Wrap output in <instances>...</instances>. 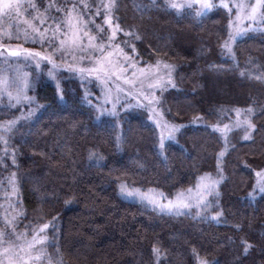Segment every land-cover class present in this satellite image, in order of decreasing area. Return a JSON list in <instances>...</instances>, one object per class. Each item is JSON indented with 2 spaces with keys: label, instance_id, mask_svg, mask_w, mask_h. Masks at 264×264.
<instances>
[{
  "label": "trees",
  "instance_id": "1",
  "mask_svg": "<svg viewBox=\"0 0 264 264\" xmlns=\"http://www.w3.org/2000/svg\"><path fill=\"white\" fill-rule=\"evenodd\" d=\"M40 1L43 12L48 0ZM117 3V22L140 37L135 43L138 60L174 66L177 87L164 92L163 102L167 119L183 127L177 141L169 142L161 154L158 131L143 113L97 120L94 110L82 106L76 81L62 80L63 100L52 82L34 76L31 94L41 110L8 137L7 148L15 150L16 163L12 157L6 168L0 163V228L10 233L1 225L6 223L3 194L15 173L21 211L15 231L23 233L38 222L54 224L57 233L49 235L56 246L47 251L62 257L63 264H155L154 246L162 249L160 264H199L201 258L214 264H264L259 245L249 256L242 254L241 246L243 238L264 241V194L248 198L255 172L264 167V134L253 133L255 145L233 136L223 158L225 179L219 195L209 197L223 209L220 223L161 214L123 199L118 189L126 180L175 196L198 176L215 175L224 141L211 126L221 118V109L255 107L252 119L258 129L264 127V83L256 79L264 73V33L237 41L233 59L222 47L230 21L223 9L198 19L188 10L176 12L166 0ZM3 42L15 41L4 37ZM12 116L0 114V122ZM198 117L204 125L193 124ZM91 151L104 159H89ZM69 191L76 195L65 203Z\"/></svg>",
  "mask_w": 264,
  "mask_h": 264
},
{
  "label": "snow or ice",
  "instance_id": "2",
  "mask_svg": "<svg viewBox=\"0 0 264 264\" xmlns=\"http://www.w3.org/2000/svg\"><path fill=\"white\" fill-rule=\"evenodd\" d=\"M155 2L156 0H153V4ZM196 5H198V8L195 7ZM167 6L172 9L193 8L195 15L202 17L214 9L216 4L213 0H188L186 4L182 5L174 2V0H168ZM220 6L229 8V11H231L230 6L223 3V0H221ZM19 7L18 3L13 4L10 0L9 2L0 0V12L13 8L19 10ZM30 7L36 10L37 15L34 19H39L40 25L46 26L41 29V27L34 24L30 25L31 31L24 30L23 39L25 43L40 44L42 50L24 47L22 44L13 47L11 44L0 42V56L6 58L16 57L17 62L19 58H23L25 61H33L37 69L41 68V65L45 63L51 65L48 70V76L52 79H57L58 70L62 69L78 77L82 83H98L101 87L103 101L97 105L101 116L105 112L109 116L118 115L117 105L120 100V94H123L127 103L121 104L120 107L147 109L150 113L149 118L153 119L157 127L161 129L159 147L161 154H163L165 140H174L175 133L182 127L181 125L169 124L157 118L160 115L158 111L160 100L156 95V90L163 92L169 87H177L172 75L174 66L166 62L162 63L160 60H157L155 64H140L125 52L124 48L121 47L122 43L125 46H130L133 52H135V45L131 41L117 42V33L123 32L125 36L133 39H139L140 37L130 30L122 28L120 23H114V14L119 7L117 0H107V2L99 0V3H83L82 6L76 3L69 5L67 2L56 4L50 0L43 12H41L40 6L35 3L31 4ZM236 7L240 9L244 6L237 4ZM247 7L250 11H246L245 14L251 19L256 18L258 10H262L260 14L264 15V0H255V4H249ZM53 9L55 14L50 11ZM85 16H88L89 19H84ZM98 16H103L104 23L111 29L110 34L105 31L102 24L95 23L94 17ZM237 16L239 17V12H237ZM48 21H51V23H48ZM93 24L95 28L90 27ZM241 32L242 30L237 28L235 32L229 34L228 39L222 45L226 52L233 56V59H235V54L232 43L241 35ZM7 35L11 39L12 34L8 33ZM16 38L19 39L20 37L17 36ZM48 49H51V51H48ZM248 63L253 64V61L249 59ZM161 65L165 70L163 74L160 71ZM248 74L250 75L251 72L249 71ZM241 75H245V73L242 72ZM256 79L264 83V73L257 76ZM0 83H3V81L0 80ZM14 86L15 95L11 91L7 92L9 103L15 101V104L20 105L27 101L29 108L26 119L35 116L41 106L37 104L35 109L31 107L34 101L27 94L29 81L22 79L19 83L14 82ZM5 91V88H0V97L3 96ZM86 95H90V93H86ZM61 96H63V92H61ZM129 97L135 100L134 104L131 100H128ZM108 104H111V108L106 107ZM223 111L224 109H221V112ZM234 111L237 116L234 126L243 128L242 139L251 141L252 145H255L256 136L253 133L264 134V127L258 129L252 119L255 115V107L246 109L235 108ZM260 111L264 113V108H261ZM242 113L244 114V119H240ZM36 119L39 120L40 117L37 116ZM197 119L203 118L198 117ZM16 124L17 120L15 119L7 121L3 132L10 133ZM211 127L213 131L220 132L224 139L227 140V133L231 131L232 126L224 124L221 127L217 123ZM0 140H3L5 145L8 144V140L4 138L3 134H0ZM260 147L264 148V139H262ZM4 151L5 155H7V148ZM226 151L227 149L225 148L219 151L216 156L215 175L206 172L198 176L193 185L178 191L175 196L167 194L159 188H148L146 190L138 188L126 180L119 182L120 194L125 198H136L161 214L171 216L191 215L201 221L207 220L220 223V218L224 214L223 209L216 207L217 201L209 200L208 197L214 193L217 196L219 195L218 189L225 179L223 158L226 155ZM93 157L97 161L104 159L102 154L91 151L89 159ZM12 162L13 164L16 163L15 150L12 152ZM255 175L257 177L256 183L252 191L248 193V196L252 199L256 198L258 192L264 194V167L256 171ZM15 183L16 174L12 173L9 177V184L14 186ZM64 195L68 197L65 203H69L72 198H75L76 194L69 191L64 193ZM55 219L53 217V220ZM50 226L55 227L51 222H38L34 227L31 225L26 226L23 233L16 232L15 225H13L11 233L0 231V249L7 256L8 264H40L46 256V249L37 246L44 245L48 241L46 230ZM237 228L239 229L240 225H237ZM29 231H31L30 238L28 235ZM16 241H22V243H17ZM257 245L264 251V241L250 242L247 238H243L241 240L242 254L249 256ZM152 252L155 255V264H160L161 247L154 246ZM48 262L51 264L50 257ZM57 264H63L62 257L57 261ZM199 264H214V262L201 258Z\"/></svg>",
  "mask_w": 264,
  "mask_h": 264
},
{
  "label": "rangeland",
  "instance_id": "3",
  "mask_svg": "<svg viewBox=\"0 0 264 264\" xmlns=\"http://www.w3.org/2000/svg\"><path fill=\"white\" fill-rule=\"evenodd\" d=\"M166 1L168 3V0H166ZM5 2H9V0H5ZM10 2L13 4L18 3L20 7H19V10H16L15 8H13V9H5L3 12H0V42H3L4 37L9 38L7 34L11 33L12 34L11 39H13L15 42L5 43V44H11L13 47H15L18 44H22L24 47L35 48L36 50H42L40 47V44H38V43L33 44L31 42L25 43L24 39H23L24 30L31 31L30 25L34 24L38 27H41V29H43V27L46 26V25H40L39 19H34V17H36L37 13L34 11L35 9L30 7L31 4L35 3L37 5L41 1L40 0H10ZM51 2L56 3V4H62V3L67 2V3H69V5H71L72 3H76V4L81 5V6L83 3L90 4L89 0H51ZM105 2H107V0H105ZM174 2L183 5V4H186L188 2V0H174ZM213 2L216 4V7L214 9H212L211 11H213L215 9H223L230 16V21L228 24V36L230 33L235 32V30L237 28L242 30L241 35L238 36L237 39L232 43L233 52H234V46H235L236 42L239 41L240 39H243L244 37L251 35V34H259V33L263 34L264 33V15L260 14L262 10H258L257 16L255 19H251V18H249L248 15L245 14L246 11H250V9H248L247 6L249 4H255V0H223V3L228 4L230 6L231 11H229V8H224V7L220 6L221 0H213ZM49 3H50V0L47 1L46 7L48 6ZM237 4L243 5L244 7L237 9V7H236ZM195 7L198 8V5H196ZM173 10H175L178 13L183 12L185 10H188L198 19L203 17V16L202 17L196 16L193 8H186L185 7V8L173 9ZM237 12H239V17L237 16ZM84 19H89V17L85 16ZM94 19H95V23L102 24L105 31L110 34L111 29L109 28V26L107 24L104 23L103 16L94 17ZM48 23H51V21H48ZM114 23H118L115 18H114ZM90 27L95 28V25L94 24L90 25ZM17 36H19L20 38L17 39L16 38ZM116 40H117V42L131 41L134 45L137 41V39H133L132 37L125 36L123 32L117 33ZM121 47H123L125 52H127L131 57H133L135 60H137L140 64H155V62H156L155 61L154 63H144L143 61L138 60L137 53H136V45H135V52L132 51V48L130 46H125V44H123V43L121 44ZM48 51H51V49H48ZM224 51L227 54V56L233 58V56L229 55L225 49H224ZM121 59H122V57H121ZM161 62L164 63L165 61H161ZM166 63H168V62H166ZM50 67H51V65H48L45 63V64L41 65V68L37 69L35 67V63L33 61H25L23 58H19V61L17 62L16 57H7L6 58L3 56H0V80L3 81V83H0V88L6 89L3 96L0 97V114H2V115H4V114L5 115H9V114L13 115L11 119L0 122V134H3L5 139L8 140V137L12 132V131L10 133H4L3 132V129H4L7 121H10L13 119L17 120V124L15 125V127H16L21 122L33 120L35 118V116L39 113V111L41 110V107H40L39 111L36 112L35 116H32L31 118L26 119L27 114H28V108H29L27 101H25L24 103H22L20 105L15 104V101H12L11 103H9L7 92L11 91L13 93V95H15L14 82L19 83L22 79H27L29 81V88H28L27 94H28V96L33 98L34 103L31 105V107L35 109L38 102H37L36 97L33 94H31V88H32L31 86H32L34 76H37V77L42 76L45 79V81H50L57 87V89L59 90V93H60V97L63 100L65 98H64V95L61 96V92L63 90L62 80L72 79V80L76 81L79 84L80 89L82 90V96H81L82 106H84L85 109L87 108V109L94 110L96 117H97V120H100V119L105 118V117L119 118L124 113H134V114H142L143 113L144 115L147 116L148 120L157 129L158 137L160 140L161 129L159 127H157V125L153 119L149 118L150 113L148 112L147 109H145V108L120 107L121 104L127 103V100L125 99L123 94H120V100H119L118 105H117L118 115L109 116L107 114V112H105L103 114V116H101L100 112L97 109V105L103 102L102 101V94H101V87L98 83H94V82H83L82 83L78 77H75V76L71 75L70 73H68L67 71H64L62 69L58 70L57 79H52L48 76V70L50 69ZM129 71H131V70H129ZM160 71H161V74H163V72L165 71L163 69L162 65H161ZM63 73H67V74L63 75ZM172 75L174 78V72ZM125 87H127V86L125 85ZM170 88L171 87L167 88L163 92L156 90V95L160 100V106L158 109L160 115H158L157 118L162 119V121H166L169 124H174L167 119L166 111H165V107H164V102H163V94L165 91H167ZM86 93H90V95H86ZM128 100H131L133 104L135 103V100L132 99L131 97H129ZM89 101H91V103H89ZM38 105H40V104H38ZM106 107L111 108V104L106 105ZM21 113H23V115H21ZM240 119H244L243 113L241 114ZM236 120H237V116H236V112L234 111V109L224 108V111L221 112V118L217 122L220 124L221 127H223L224 124H229L230 126H232L231 131H229L227 133V140H225L224 137L222 136V134L219 132L220 135L222 136L223 141H224V149L225 148L227 149L226 153L228 152V150L230 149V147L232 145L233 136L235 134H238L237 136L240 137L239 139L243 140L242 139L243 128L234 126ZM193 124L196 126H199V125H204L205 122L202 120H198ZM182 128L183 127H180V130L175 133V139L174 140H171V141L165 140V147L169 142H176L177 141V136L180 133V131L182 130ZM7 145L4 144L3 140H0V163L5 168L7 166L6 160L11 159V157H12V151L7 148ZM5 148H7V151H8L7 155H5V151H4ZM164 149H163V152H164ZM159 150L161 152L160 147H159ZM9 177L7 179L6 188L4 189L3 208H2V218H3V221L6 223H1V225L3 228H8L9 232L11 233V231H13L12 230L13 225H15V227L17 225L18 218L21 215V211L18 207L17 177H16V183L14 186L9 184ZM256 179H257V177H256ZM256 179H255V183H256ZM13 187H14V190H13ZM118 189H119V187H118ZM119 195L121 196L120 191H119ZM261 195L262 194L258 192L256 194V198L261 196ZM121 197L127 201H132V202L144 204V203H141L136 198H131V197L125 198L123 196H121ZM248 198L250 200L256 199V198L252 199L249 196H248ZM208 199H209V197H208ZM148 207L152 208L151 206H148ZM52 230L54 231V233H53L54 236L56 235L57 228L56 227L53 228L50 226L49 229L46 230V232L48 234V241L45 242L44 245H38L37 246V247H44L46 249V256L42 259L40 264H49V262H48L49 257L51 258V264H57V261L59 260L56 256L52 255L53 256L52 257L50 255L52 253L49 254L47 251L48 249H50V247H51V249L54 250V247L56 246L54 238L51 235H49V231H52ZM0 231H4V230H2V228H0ZM6 233H8V231ZM28 235L30 238L31 233ZM13 239H15V237H13ZM16 242L22 243V241H16ZM0 264H8V258H7V256H5L3 254L2 249H0Z\"/></svg>",
  "mask_w": 264,
  "mask_h": 264
}]
</instances>
